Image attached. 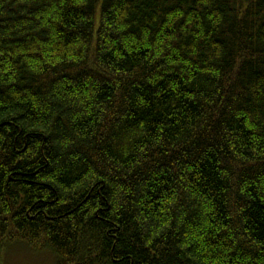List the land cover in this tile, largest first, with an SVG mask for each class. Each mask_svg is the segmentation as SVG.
I'll return each instance as SVG.
<instances>
[{
	"label": "trees",
	"instance_id": "obj_1",
	"mask_svg": "<svg viewBox=\"0 0 264 264\" xmlns=\"http://www.w3.org/2000/svg\"><path fill=\"white\" fill-rule=\"evenodd\" d=\"M17 243L264 264V0H0V252Z\"/></svg>",
	"mask_w": 264,
	"mask_h": 264
},
{
	"label": "rangeland",
	"instance_id": "obj_2",
	"mask_svg": "<svg viewBox=\"0 0 264 264\" xmlns=\"http://www.w3.org/2000/svg\"><path fill=\"white\" fill-rule=\"evenodd\" d=\"M0 252V260L4 264H57L50 251H35L23 243L5 246Z\"/></svg>",
	"mask_w": 264,
	"mask_h": 264
}]
</instances>
